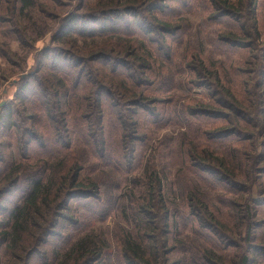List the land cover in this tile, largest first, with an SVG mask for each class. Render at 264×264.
Instances as JSON below:
<instances>
[{
  "label": "trees",
  "instance_id": "trees-1",
  "mask_svg": "<svg viewBox=\"0 0 264 264\" xmlns=\"http://www.w3.org/2000/svg\"><path fill=\"white\" fill-rule=\"evenodd\" d=\"M20 2L23 9L34 6L31 0ZM172 3L186 6L185 0L107 1L105 6H97L98 11L93 15L97 18L91 21L97 27L88 34L85 29H78L80 23L75 25L72 18L68 19L63 27L64 32L52 36V43L62 44L69 36L81 39L105 37L114 39L115 43L100 46L94 51L88 50L86 55L77 54V59L61 53L62 57L52 62L50 67L40 64L33 74L21 77L14 100L0 109V137L11 142L0 145V264H31L34 259L38 264H95L103 260L105 252L101 245L88 237L66 249L62 263H57L58 257L52 260L40 250L48 244L49 238L62 237L55 233L60 220L78 228L81 225L80 211L81 215L99 216L102 219L108 214L98 184L80 178L85 172L86 159L82 157L87 154L96 164L110 167L125 179L132 178L140 163V152L151 140L149 129L163 127L169 119L167 107L161 111L155 107L165 101L154 96L163 91L166 85V77L162 78L161 70L156 69L157 62L173 65L175 47L182 45L186 37L182 23L168 21V15L177 6L170 7ZM209 3L210 8H216L215 11L221 13L217 20L231 17L236 11L234 6H238L237 2L230 5L222 0H209ZM142 10H145L146 16H141ZM102 14L110 15L117 21L113 19V25L108 29L104 23L98 26V22L106 20L101 17ZM254 31L257 32L255 28ZM225 40L226 45L223 46L231 51L254 47L253 44L245 47L232 32L225 35ZM245 56L250 55L244 54L239 59L247 64L248 58ZM181 57L183 63L190 59V65L185 67L182 64L183 68L177 70L179 76L185 77L178 87L191 93L194 87L207 88L204 79L208 78L216 82L221 100L214 98L217 94L215 90L207 88L199 96L208 103L190 105L191 101L187 100L182 106L175 105L178 110L176 118L187 127L193 123L199 125L204 117L222 122L212 133L201 132L202 139L210 146L199 147L183 142L184 166L194 173L199 182L221 190L224 194L221 198L223 204L234 206L235 199L231 202L225 195L236 196L232 193L236 190L231 189L230 182V178L236 175L234 171H229L224 161L229 163L230 158L234 159L241 167L237 169L238 175H245L244 164L238 158L241 154L245 160L249 158L230 144L235 142L237 146H243L252 140L253 135L249 132H246L248 138L246 133L242 135L246 131L244 124H249L246 118L252 119L255 111L264 117V108H260L259 100L255 108L240 103L234 92L222 85L218 72L206 69L199 55L189 57L186 51ZM90 59L100 62L106 75L101 76L98 70L86 67L85 63ZM244 70L234 68L233 73L241 76ZM224 99L231 104L223 102ZM150 105L153 107L150 108ZM29 110L33 114H29ZM226 112L235 114L236 127H233ZM127 120L128 124L125 122ZM260 137L264 139V132ZM216 140V145L211 143ZM77 149H82V153L73 157ZM51 159H59L60 162L48 164ZM33 162L35 164L31 165ZM149 179L150 182L144 184L142 195L134 197V200L131 197L128 209L135 237L122 235L119 239L116 264H163L162 254L172 253L174 247L188 251L175 264H188L191 260L196 264H213L214 254L221 251V242L218 243L206 230L224 237L206 226L210 221L217 222L213 213H209L206 206H201L202 216L197 213L192 204L193 196L188 193L184 198L188 210L184 209L179 215L183 214L179 221L183 227L191 226L197 238L211 250H203L201 254L186 246L169 247V239L164 236L168 233V224L156 227L151 218L157 200L163 218L169 216L160 191L161 181L155 174ZM130 181L134 185L143 184L136 176ZM95 204L99 205L98 209L90 210ZM71 211L73 215L69 216ZM243 224L241 227L246 225L243 240L249 242L254 227L252 223ZM174 226L177 227V222ZM221 227L227 230L224 225ZM157 237H161L160 242ZM260 246V250H256L258 261L264 264V244ZM250 263L251 259L247 256H243L239 262Z\"/></svg>",
  "mask_w": 264,
  "mask_h": 264
},
{
  "label": "rangeland",
  "instance_id": "rangeland-1",
  "mask_svg": "<svg viewBox=\"0 0 264 264\" xmlns=\"http://www.w3.org/2000/svg\"><path fill=\"white\" fill-rule=\"evenodd\" d=\"M31 1H33L34 6L23 9L20 0H0V103L14 100L22 76L33 74L40 64H44L46 68L50 67L52 62L62 57L61 53H65V57L74 56L77 59V54L86 55L88 50L94 51L100 46L115 43L114 39H106L105 37L81 39L75 36L64 39L62 44L51 42L52 36L64 32L63 27L66 21L71 18L75 25L77 22L80 23L78 29H85L87 34L91 29L96 30V23L93 24L91 21H95L97 18V16H93L96 15L95 11H98L97 6L101 4V6H105L106 2L110 0H102L100 5V0ZM222 1H228L230 5L237 2L238 6H234L236 11L230 15L231 17L226 16L219 20L217 19L221 17V13L215 11L216 8H210L209 0H185L186 6L179 3H176L177 6L174 3L169 4L170 7L176 6V9L174 8L170 12L168 21L182 23L186 35L182 45L175 47L176 54L173 65H167L163 61L157 62L158 67L156 69L161 70L162 78L166 77V81L164 80L166 85L163 91L154 97L165 101L166 104L155 107L158 111L167 107V113L170 114V116L167 115L169 119L165 121L163 127L156 130L149 129L148 133L151 140L141 150L140 163L132 178L125 179L113 172L110 167L96 164L87 154L82 157L86 159L84 162L85 172L80 178L95 181L98 184L102 200L105 201L104 205L108 207V214L102 219L99 216L81 215V211H78L81 217L79 218L81 225L79 224L78 228L68 226L64 220H60L55 233L62 235V237L49 238L48 244L40 252H46L52 260L58 257L57 263H62L65 259L63 256L66 249L73 247L78 240L88 237L101 245V249L105 252L103 260L95 264H116L119 239L122 235L135 237L128 209L132 201L131 197L134 200V197L141 196L144 184L150 182L149 177L155 174L161 181L162 189L160 191L163 201L167 204L165 210L169 216L163 218L159 201L157 200L156 203L154 200L157 207L152 209L151 218L156 227H162L165 223L168 224V233L164 236L169 239V247L174 245L186 246L192 251H199L201 254L203 250H211L197 238L191 226L183 227L179 221L183 214L180 217L179 215L185 211L184 209L188 210L184 198L189 193L193 196L192 204L196 212L201 214L203 210L201 206H206L209 213L212 212L215 220L219 223L210 221L206 226L211 230L214 229L215 233L219 232L226 237L220 238L217 236L218 234L215 235L206 230L218 243L221 242L219 244L221 251L214 252L213 264H239L243 256L251 259L252 263L250 264H259V254L256 250H260L258 246L262 245L263 247L264 244V139L262 140L260 137L264 132V117L255 111L252 119L246 118L247 123L253 127L249 128V124H244L246 131L242 135L249 132L253 135L251 141L245 142L243 146H237L235 142L230 144L233 149L244 152L246 158H249V160H245L243 154L238 158L244 164L245 175H238L237 169L240 166L236 164L234 159L230 158L229 163L223 160L229 171H234L236 175V177L230 178L231 189L236 190V192H231L236 196L225 195L226 198L231 199V202L232 199H235L234 206H226L221 201L224 196L221 190L206 186L196 179L193 172L186 170L181 151L184 141L199 147L210 146L202 139L201 132L212 133L222 125V122L204 117L199 125L193 123L187 127L175 116L178 111L175 105L182 106L186 104L187 100L191 101L190 105L208 103V100L199 96L206 92L205 89L207 88H210L211 91L215 90L217 94L214 98L217 101L221 100L216 89V82L208 78L204 79L208 85L207 88L194 87L191 93H186L178 87L179 83L185 80V77L179 76L177 70L183 68L182 64H185V67L190 65V59L183 63L181 57L186 51H188L189 57L194 54L199 55L204 60L206 69L213 73L217 71L221 77L222 85L225 86V89H231L240 103L255 108V105L258 106L256 103L259 100L260 108H264V62H262L264 57V0ZM141 13V16L147 15L145 10H142ZM101 17L106 20L98 22V26L104 23L108 29L113 25L114 18L110 15L102 14ZM114 21L117 20L114 19ZM254 28L257 32L254 31ZM230 32L235 33L245 47L252 44L254 47L244 50H228L223 46L226 45L223 41H227L225 35ZM50 51H52L51 54H49ZM244 54L252 56H245L248 58L247 64L239 59ZM92 60H88L87 63L90 64L87 66L85 63V66L90 70H98L101 76L106 75L103 71L104 66L100 62H93ZM125 60L132 61L133 59L126 58ZM80 68L82 71L85 70L84 67ZM234 68L245 69L242 72L244 74L241 76L234 75ZM223 102L231 104L228 99H224ZM149 107L152 108L153 106L150 105ZM28 113L33 114L30 110ZM226 113L229 121L233 122V127H236L237 118L235 114ZM125 122L128 124V120ZM245 136L249 137L247 133ZM217 141L211 143L216 145ZM10 143V139L0 137V145ZM8 153L9 151L6 152V155ZM79 153H82V149L75 150L73 157H77ZM73 157H69V159ZM48 161V164L60 162L59 159ZM34 164L35 162L31 163V165ZM135 176L136 178L140 177L143 184H132L130 180ZM98 207L99 205L95 204L89 209H98ZM252 214L253 216H251ZM72 215L73 212L71 211L69 216ZM175 222H177V227L174 226ZM243 222L252 223L254 227L249 242L243 240L246 236V225L241 227L244 225ZM223 225L227 227V230L221 227ZM256 225L259 226L256 228ZM157 239L159 242L161 241V237H157ZM184 254H188L187 249L176 250L174 247L172 253L162 254L163 264H175ZM1 255L4 256L3 252ZM32 261L34 263L31 264H38L35 259ZM188 264L196 263L191 260Z\"/></svg>",
  "mask_w": 264,
  "mask_h": 264
},
{
  "label": "water",
  "instance_id": "water-1",
  "mask_svg": "<svg viewBox=\"0 0 264 264\" xmlns=\"http://www.w3.org/2000/svg\"><path fill=\"white\" fill-rule=\"evenodd\" d=\"M4 93H6V91H4ZM6 104H7L6 101L1 102L0 103V109L3 108Z\"/></svg>",
  "mask_w": 264,
  "mask_h": 264
}]
</instances>
